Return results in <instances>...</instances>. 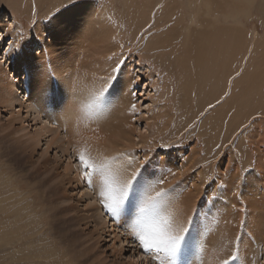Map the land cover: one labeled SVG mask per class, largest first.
<instances>
[{
    "label": "bare ground",
    "instance_id": "6f19581e",
    "mask_svg": "<svg viewBox=\"0 0 264 264\" xmlns=\"http://www.w3.org/2000/svg\"><path fill=\"white\" fill-rule=\"evenodd\" d=\"M36 1L40 7L37 8V20L33 22L36 18H34V7H38V5L31 0L33 8L27 10L30 24L26 30L22 29L19 24L0 21V32L4 28L7 29L9 25H14L5 34L9 35L10 40H15L17 44L31 31L33 42L28 47L36 49L37 54V58L30 62L23 59L12 60L9 64V69H13L12 75L9 73L10 71H7L6 67L8 66L0 67V90H3L0 100L6 106H11L13 102L17 101V98L21 105H25L26 101L30 100V97L24 98L27 95L23 94L20 97L18 93L20 88L18 81L21 79V75H24L22 78H28L30 88L35 92V94L31 92L29 94L34 96L35 100L37 98L41 106L46 105L47 107L51 103L52 108L49 109V113H52L51 122L63 127L80 151L84 150L86 156L93 158L94 162L100 163L105 158L115 156L116 153L131 150V154L121 161L122 170L115 173L117 182L126 179L132 171L140 166L141 161L136 155L134 147L142 144L143 141L135 142L134 131L126 130V124L119 121L121 111H123L120 106L122 109H126L134 102V94H132L134 88H130V86L132 79L135 78L134 70L139 65L137 63L139 60L133 61L132 56L129 61L126 60L123 70L118 73L117 79L113 81L108 93L100 97L99 103L106 106L102 114H97L90 105L104 89L110 75H115L112 73V68L119 59H124L123 49H127L126 47L138 37V34H141L144 27L153 20L154 15L155 22L152 21L153 25L150 30H146L141 35L142 38L139 39V42H142L143 36L148 34L146 44L141 47L142 50L140 49L138 54H143L144 58L154 53H157L158 56L159 54H171L168 56L170 58L166 59L167 62L163 63L169 68H174L178 63L176 60L179 59L178 56L185 54L181 60V70L183 68L186 70V66L188 70L191 68L193 70L191 72L189 70V75L185 72L188 78L183 76L185 74H179L178 79L182 80L178 82L181 84L179 87L188 91V94H192L193 83L203 87L205 91L200 99L201 109L219 101L234 88L233 95L210 117L213 124L215 121L220 124L214 129V135L205 140L208 149L218 143L223 145L227 141H230V148L237 149L238 153L234 152L233 156L237 158L235 162L238 164L231 166L230 172L221 173L217 169V172L215 170L211 172V169L201 164L202 168L196 172L188 173L191 167L185 170L182 167L178 169L174 161L170 159V155L167 154L162 157L151 155L147 167L148 171L153 172L151 177L153 181H164L162 185L157 183V191L159 187L174 186L175 196L169 205V209L175 213L174 226H185L189 218L193 216L194 210L199 208L196 223V227L199 229L197 243L193 246L188 257L192 264H219V261L230 255L237 246L236 238L241 232L243 234L240 236L239 247L247 258V264H264L257 261L258 254L249 247L252 242L257 245L260 243L264 253V190H261L264 185V157L261 158L263 151L257 147L255 154L252 155L249 153L252 148L245 150L247 148L245 140L242 139L237 143L231 142L235 131L249 117L254 114L264 115V51L251 55V61L248 60L247 65L244 64L248 49L252 44L255 49L264 50V38L258 37L253 30L249 31L244 22L251 15L252 5H256L263 15L264 0H89L91 6L87 9L73 8L71 5L64 8L65 0ZM115 1L122 3L121 14H118L114 7ZM5 4L11 7L12 11L19 10V0H8ZM26 6L28 7V5ZM52 16H54L53 20L49 21ZM126 19L128 20L126 23L128 29L124 25ZM152 30H155L154 33ZM21 33L23 36L19 35ZM35 36L37 38L47 37V41L40 44L43 52L37 48ZM177 43L182 48L181 51L177 48ZM114 52L117 54L122 52L123 56L109 59ZM172 54L176 55V59L172 57ZM187 54L189 58L185 60L184 57ZM162 57L164 55L158 58ZM1 58L4 59V56L1 55ZM241 69H243L242 75L239 79L237 78V81L234 80V75ZM48 72H51L55 77L54 81L48 78ZM15 73L19 74L18 78L14 75ZM26 73H31L33 78L30 80ZM147 74L149 75L150 72ZM42 90L48 93L47 102L43 100ZM25 106L27 107V105ZM116 108L119 109L117 112H115ZM123 116V119L128 120V113H124ZM46 128L49 129V127ZM145 140L147 138L144 139V142H146ZM194 151L195 155L201 153L198 149H194ZM209 152L210 150L207 151V153ZM142 156V160L148 158L147 155L143 154ZM207 156L208 154L204 155L202 161H208L210 158ZM249 164L250 167H247ZM241 168L246 172L249 169L252 171L247 176L243 174L245 182L243 196L241 201L237 202L231 191H234L236 185L240 183L238 177ZM40 171L41 167H38L35 173ZM142 174L147 175V172ZM52 178L51 176L46 179L45 183L51 182ZM210 178L213 182L205 190L204 183ZM103 179L101 174H94L92 177V181H97L100 192L103 187ZM234 183L235 186H232ZM61 185L63 184L57 187ZM53 188H55V192H63L54 185L50 189ZM202 196L203 200L201 201ZM214 197L220 199L227 197V204L223 209L224 215L219 219L218 224L214 213L216 208L221 206L219 200L216 201L212 212L208 213L207 220L204 218V209ZM33 203L35 204V202ZM2 212L5 213V208ZM246 212L248 222L241 229L240 221ZM71 216L67 219H75L76 225L86 224L84 218L76 215ZM122 222L117 219L116 225ZM103 224L106 225L105 220ZM129 232L131 234L130 230ZM59 236L63 238L65 244H68L65 246H70V242L74 240L72 231L62 230ZM30 239L31 241H28ZM36 239L32 231L25 229L20 231L19 236H11L4 240L0 238V241H3V247L12 248L16 241L37 242ZM49 248L51 249V247ZM41 251L37 254L36 250V255H33L35 257L31 256L30 258L35 259L42 256ZM53 252L55 251H50V253ZM7 255L12 257L11 253ZM54 255L53 253L52 257L55 258L56 255ZM59 256L57 257L59 258ZM21 257L29 260L27 254ZM63 258H59L62 263ZM25 261L27 262V260Z\"/></svg>",
    "mask_w": 264,
    "mask_h": 264
},
{
    "label": "rangeland",
    "instance_id": "374dc122",
    "mask_svg": "<svg viewBox=\"0 0 264 264\" xmlns=\"http://www.w3.org/2000/svg\"><path fill=\"white\" fill-rule=\"evenodd\" d=\"M65 1L64 5H67L69 0ZM119 1H115L114 7L117 13L121 14L123 6ZM7 2L8 0H0V21L19 24L22 29L26 30L30 24L27 10L33 8L31 0H19V10L15 11L6 6L5 3ZM33 2L38 5L36 0H33ZM34 8L35 18L38 13L37 8L40 7L38 5ZM259 11L256 5H252L251 15L244 22L249 31L253 30L258 37L264 38V12L262 15V11L260 13ZM243 18L245 19V17ZM36 20L37 17L33 22ZM127 21V19L124 20L126 27ZM152 21L155 22V15ZM152 21L126 47V51L123 49V52H125L124 58L126 57L127 61L131 56L133 61L136 59L143 61V66L138 65L135 70L140 71L144 79L140 86L136 88L130 86V88H134L132 90V94H134L133 103H136L137 108L142 109V111L139 114L132 115L128 112L129 107L126 110L120 106L123 111H121L119 121L126 124V130L134 131L135 142L143 141L142 144L140 143L136 145L137 147H134L140 160H142L143 154L147 155L148 158L151 155L162 157V155L167 154L170 155V159L174 161L178 169L182 167L185 170L191 167L188 173L196 172L202 166H207L211 169V172L213 170L217 172L218 170L221 173H226V169H231V166L237 163L235 162L237 158L233 156L234 152L235 154L238 153L237 149L230 148V141L223 145L218 143L208 149L205 140L214 135V129L220 124L218 121L213 124L210 117L233 95L234 88L232 91H228L222 99L213 103L211 109L208 106L201 109L200 99L204 95L205 89L193 83L192 94H188V91L179 87L181 84L178 82L179 80L182 81L178 79L179 74H185L186 72L189 75L190 70L187 66L186 70L184 68L181 70V60L185 54L178 56L179 59H176V55L172 54V57L178 62L174 68H169L166 64H163L167 62L166 59H169L168 56L171 54H159V56L164 55L161 59L158 58L157 53L150 54L146 58L143 54H138L139 50H142L141 47L146 44L148 34L146 33L143 36L142 42H139V39L142 38L141 35L146 30H150L153 25ZM154 31L152 30V33ZM177 48L180 51L182 50L178 43ZM248 50L244 64L248 63V60L251 61V55L264 51L261 48L255 49L253 44ZM184 58L185 60L188 59L189 55L187 54ZM170 61L172 62V60ZM0 63H3L4 68L7 66V62H4L3 58L0 59ZM170 64L172 65V63ZM6 68L12 75L13 69L8 70V67ZM192 70L193 68L190 72ZM242 70L238 72L240 73L239 76L236 75L237 73L234 75V80L239 79ZM147 72H150V74L148 75ZM187 74L183 76L188 78ZM14 75L18 78L19 74L15 73ZM23 76L21 75L22 80L18 81V87H20L18 93L20 97L23 94L27 95H24V98L30 97V100H27L25 104L27 107L21 105L18 98L11 106H6L0 100V238L4 240L11 236H19L20 231L29 229L36 236L37 242L21 240L16 241L12 248H5L3 247V241H0V264H43V262L44 264L50 262H54L52 264H67L68 260H70L68 264H155L150 254L145 255L138 248L123 222L119 223L121 226L116 225L117 219H110L105 214L100 204V189L97 181H92L91 186H88L81 178L83 170L77 159L80 152L79 147L73 143L74 140L70 139L69 133L63 127L51 122L52 113H49V109L52 108L51 103L47 107L46 105L41 106L40 101L37 98L35 100V97L29 94V92L34 94L35 92L30 88L28 78L23 79ZM144 85H148L146 90ZM2 92L3 90H0V95ZM141 101H143V104ZM118 110L116 108L115 112ZM124 113L129 114L128 120L123 119ZM201 113H204V115L201 116ZM131 123L134 124L131 125ZM263 126L264 115L254 114L235 131L231 142L237 143L242 139L245 140V147H247L245 150L254 148L250 152L248 151L254 155L255 149L258 147L263 151L262 158L264 157ZM143 137L149 139L148 142L147 140L144 142ZM203 139L204 141H202ZM162 144H169L173 147L166 150L161 149L159 146ZM194 149L200 150L201 153L195 155L196 150L194 151ZM208 150H210L209 153H207ZM207 154L210 159L202 161V157ZM209 164L210 166H208ZM38 167H41V171L35 173ZM247 167H250V164ZM245 173L246 170L241 168L239 182L243 181ZM96 174L100 175L99 173ZM51 176L53 177L51 182L45 183V180ZM59 183L63 185L57 187L60 185ZM52 185L60 188L63 192H55V188L50 189ZM232 186H235V183ZM261 190H264V185ZM61 192L64 194L62 195ZM4 208L5 213L2 212ZM71 215L84 218L86 224L76 225L75 219H67ZM104 220L106 225L103 224ZM62 230L72 231L74 240L70 242V246H65L68 244H65L63 238L59 236ZM28 241H31V239ZM261 245L252 242L249 247L258 254L256 256L257 261L264 263V253ZM36 250L37 254L42 250V256L36 257L35 261L33 255H36ZM53 250L55 251L53 252L56 255H54L55 258L52 257L53 253H50ZM8 253L12 254L11 258L8 257ZM26 254L29 256V260L21 257ZM31 256L33 258H30ZM57 256L61 259L64 257L63 263Z\"/></svg>",
    "mask_w": 264,
    "mask_h": 264
},
{
    "label": "snow or ice",
    "instance_id": "6c2138e0",
    "mask_svg": "<svg viewBox=\"0 0 264 264\" xmlns=\"http://www.w3.org/2000/svg\"><path fill=\"white\" fill-rule=\"evenodd\" d=\"M69 5L73 8L84 9L91 6L89 0H69V3L65 5L64 8H68ZM53 18L54 16L50 17L49 21H52ZM53 26H55L54 23ZM13 27L14 25H9L7 29L4 28L3 31L0 32V42H2L0 43V55L4 56V61L7 62L8 70L12 60L23 59L30 62L37 58L36 49L28 47L33 42L32 32L29 31V35L26 38H22L17 44L15 40H10L9 35L5 34ZM19 35L23 36L22 33ZM35 41L37 42V48H40V51L43 52V48L40 47V44L47 41V37L37 38L35 36ZM119 56H123V53L117 54L114 52L109 59ZM126 60V57L118 60L112 68V73L115 75H110L109 80L104 85V89L94 98L93 104L90 105L91 108L95 109L97 114H102L106 107L99 103L100 97L108 93L109 88L113 85V81L117 79L118 73L123 70ZM137 63L143 66V61H138ZM3 66V63H0V67ZM134 74L135 78L132 79L131 86L136 88L143 83L144 78L138 70H134ZM26 75L29 76L30 80L33 78L31 73H26ZM47 75L50 80H55L51 72H48ZM236 75L239 76L240 73ZM147 87L148 85H144L145 90ZM42 93L43 100L47 102L48 93L44 90H42ZM141 103L143 104V101H141ZM212 107L213 105H208L209 109ZM141 111L142 109L137 108L136 103H132L128 109V112L132 115L139 114ZM203 115L204 113H201V116ZM189 127H191V125H189ZM159 147L166 150L173 146L162 144ZM130 154L131 150L129 152H119L116 153L115 156L105 158L100 163H96L93 158L86 156L84 150H81L78 153L77 159L83 170L82 180L85 184L91 186L93 175L96 173L101 174L104 179L103 187L100 192V204L105 214L108 215L110 219L116 218L122 220L126 230L131 231L132 238L136 242L138 248L145 255L150 254L155 264H191L188 257L193 246L197 243L199 229L196 227V223L199 208L194 210L193 216L189 218L185 226H174L173 217L175 213L169 209V205L175 196L173 190L174 186H170L169 188L159 187V190H156L157 183L162 185L164 181L160 180L156 182L151 179L153 172L148 171L147 165L150 159L147 157L140 161V166L132 171L126 179L117 182L115 173L122 170L123 164L121 161ZM226 171L230 172L231 169H226ZM250 171H252V169H249L245 173V176H247ZM145 172H147V175L142 174ZM173 175H175V173H173ZM212 182V178L205 181V190H207ZM244 184V181H240L232 192V196L237 202H240L243 196ZM202 200L203 196L201 197V201ZM217 200L220 201L221 205L216 208L214 213L218 224L219 219L224 215L223 209L227 204V197L224 199L214 197L204 209V218L207 220L208 213L212 212ZM247 222L248 215L246 212L244 218L240 221L241 229L244 228ZM242 234L241 232V234L237 236V246L232 250L231 254L225 259L220 260L219 264H247V258L242 254L239 247L240 236Z\"/></svg>",
    "mask_w": 264,
    "mask_h": 264
}]
</instances>
